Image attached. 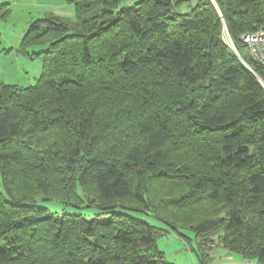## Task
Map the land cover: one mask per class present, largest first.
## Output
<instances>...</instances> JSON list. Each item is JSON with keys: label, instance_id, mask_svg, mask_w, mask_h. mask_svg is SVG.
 <instances>
[{"label": "trees", "instance_id": "obj_1", "mask_svg": "<svg viewBox=\"0 0 264 264\" xmlns=\"http://www.w3.org/2000/svg\"><path fill=\"white\" fill-rule=\"evenodd\" d=\"M213 1L69 0L75 21L30 24L40 78L0 82V264H168L128 211L193 232L200 264L213 239L264 264V66L240 40L264 0Z\"/></svg>", "mask_w": 264, "mask_h": 264}, {"label": "rangeland", "instance_id": "obj_2", "mask_svg": "<svg viewBox=\"0 0 264 264\" xmlns=\"http://www.w3.org/2000/svg\"><path fill=\"white\" fill-rule=\"evenodd\" d=\"M190 1V5L195 2V0ZM190 5L183 4L175 10L179 14H185L190 11ZM216 10L218 12V9ZM50 17L75 21L77 18L75 3H71L69 0H0V82L20 88L35 85L42 74V63L40 59L32 57V55L44 51L46 44L33 43L23 47L22 42L31 23ZM224 33L222 28L220 38L223 43L231 53L236 55L237 52L241 56L234 44H230L225 39ZM245 48L248 50L247 47ZM130 86V92H134V89L137 88L134 83ZM124 100H128V97H125ZM126 104L127 106L133 104L132 99L126 101ZM114 139L118 142L116 138ZM38 204L51 212L79 214L86 218H92L97 213V210L91 207L71 208L51 201H39ZM220 207L217 204L213 205L212 209L204 211L216 213ZM126 213L156 229L158 235L155 247L162 253L166 263L200 264L193 232L172 230L149 213L134 211ZM186 217L188 216H179V218ZM207 245L211 251L208 264H254L245 261L238 254L230 253L219 247L215 239L209 241Z\"/></svg>", "mask_w": 264, "mask_h": 264}, {"label": "built area", "instance_id": "obj_3", "mask_svg": "<svg viewBox=\"0 0 264 264\" xmlns=\"http://www.w3.org/2000/svg\"><path fill=\"white\" fill-rule=\"evenodd\" d=\"M223 30L225 32V39L230 44H232L226 28L224 27ZM240 40L248 48V53L251 60L259 65L264 66V31L244 33L240 36Z\"/></svg>", "mask_w": 264, "mask_h": 264}, {"label": "water", "instance_id": "obj_4", "mask_svg": "<svg viewBox=\"0 0 264 264\" xmlns=\"http://www.w3.org/2000/svg\"><path fill=\"white\" fill-rule=\"evenodd\" d=\"M212 3L214 4L215 8L217 9V6L215 5V3L213 1H212ZM236 55L239 58V60L243 63V65L258 79V81L260 83H262L261 79L258 76H256L254 71L250 68V66L242 59V57L237 52H236Z\"/></svg>", "mask_w": 264, "mask_h": 264}]
</instances>
